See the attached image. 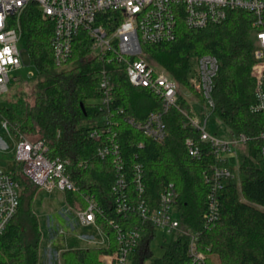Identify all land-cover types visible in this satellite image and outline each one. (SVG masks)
Instances as JSON below:
<instances>
[{"label": "trees", "instance_id": "1", "mask_svg": "<svg viewBox=\"0 0 264 264\" xmlns=\"http://www.w3.org/2000/svg\"><path fill=\"white\" fill-rule=\"evenodd\" d=\"M113 14L104 13L103 16ZM252 16L231 10L223 22L201 29L186 27L178 18L174 40L158 44L141 42L148 61L157 63L176 80L179 86L178 105L187 108L184 95L191 91L187 80L191 57L212 54L219 61L213 81L212 114L233 134H244L246 144L238 149L235 165L239 179L227 181L218 191V220L203 228L201 215L206 207L209 183L203 172L210 173L219 162L207 142L199 140L198 130L184 125L185 117L171 107L163 115L166 137L154 141L130 126L124 115L143 120L151 111L160 109V99L143 87L132 86L124 65L93 55L85 46L86 37L79 33L73 41L68 65L56 68L50 44L53 22L42 17L36 3H30L21 15L22 39L29 60L37 72L30 94L15 93L6 105L0 106V119H5L15 138L42 140L47 155L68 160L64 172L74 184L66 189L64 200L73 208L84 207L83 194L91 195L101 209L96 223L109 240L107 246L67 248L60 253L61 264H102L99 254L116 247L115 229L108 223L124 228L137 227L141 232L138 248L132 255L133 264H185L188 236L174 233L161 256H153L149 243L156 234L135 210L116 213V196L111 190L115 174L110 158L97 156L98 143L88 136L94 122L102 115L97 82L103 66L112 69L114 84L111 115L118 121V141L127 173V194L131 201L140 198L149 212L158 206L159 193L172 182L177 191L175 208L180 227L197 231L198 247L210 264H264V164L260 155L262 140L258 137L264 117L252 111L254 78L251 75L253 29ZM25 85L27 83H24ZM199 99L201 94L194 93ZM83 106V108L81 107ZM122 109V112H119ZM191 138L199 146V158L191 157L185 140ZM142 146L138 147V143ZM143 166L144 192L138 196L130 177V166ZM230 165V164H229ZM19 184V206L4 233L0 236V264H39L41 231L32 211V201L39 187L16 162L10 171Z\"/></svg>", "mask_w": 264, "mask_h": 264}, {"label": "built area", "instance_id": "2", "mask_svg": "<svg viewBox=\"0 0 264 264\" xmlns=\"http://www.w3.org/2000/svg\"><path fill=\"white\" fill-rule=\"evenodd\" d=\"M32 2L36 3L43 18L53 22L50 44L56 68L68 65L73 53L74 38L83 33L86 37L85 46L91 54L105 58L108 64L117 62L124 65V72L132 86L143 87L160 99V109L149 112L143 120L124 115V120L130 126L154 141H163L166 137L163 115L171 107L178 108L185 117L184 125L198 130L199 140L209 143L216 159L222 163L227 162L226 165H215L210 173L203 172L210 189L201 220L203 228H210L219 218L218 191L227 181L239 179L231 166L236 163L238 149L248 139L242 133L220 137L207 130V119L214 108L213 81L219 68L216 56L201 54L191 57L187 80L192 89L184 92L188 107L181 108L178 105V83L164 68L146 59L141 42L158 44L174 40L178 18L181 16L186 27L201 29L223 22L231 10L249 13L253 29L251 75L254 78L255 100L252 111L264 117V0H0V94L8 92L10 84H24V78L37 74L36 70L25 73V77L22 74L27 64L18 45L22 40L21 15ZM107 12L113 14L102 17ZM97 90L102 115L95 120V126L88 136L98 143L97 156L101 159L110 158L113 163L115 178L111 190L116 196V213L135 210L156 231L161 229L171 236L176 232L186 234L188 243L185 264H210L206 253L198 247V232L180 227L175 208L177 191L172 182L160 191L158 206L153 211L149 212L141 198L136 202L130 200L127 194V169L122 160L116 130L118 121L110 114L114 93L112 69L102 67ZM195 92L201 94L202 99L197 97L194 100L202 102L208 113L195 108L193 101L188 99ZM0 128L12 136L5 119H0ZM258 137L263 142L260 155L264 164V125ZM142 145V142L138 143V147ZM185 145L191 157L199 158L201 151L193 139L187 138ZM46 152L47 146L42 140L16 138L15 160L21 164L24 175L39 189L47 192L74 189V184L64 172L68 160L49 157ZM130 177L138 196H141L144 183L140 162L130 166ZM83 198L84 207L68 208L73 211L81 226L93 228L95 234L80 236L87 240H97L96 234H102L105 243L101 246H107L108 237L96 223V214L101 213V209L91 195L83 194ZM18 206L19 184L10 171L0 168V236L16 214ZM108 223L115 229L116 247L112 251L100 253V261L102 264H133L132 255L139 246L140 230L137 227L118 226L112 220H108ZM48 256L47 264H52V253L49 252Z\"/></svg>", "mask_w": 264, "mask_h": 264}, {"label": "rangeland", "instance_id": "3", "mask_svg": "<svg viewBox=\"0 0 264 264\" xmlns=\"http://www.w3.org/2000/svg\"><path fill=\"white\" fill-rule=\"evenodd\" d=\"M18 45L22 49V58L27 64L23 68L22 74L24 75L30 71L35 72V67L30 63L31 61L29 60L23 39L18 42ZM24 80L27 83L26 85L12 83L8 92L0 94V106L6 105L16 92L21 93L24 91V94H30L36 82V75L26 77ZM195 98H197L195 94L188 97L189 100L193 101L192 105L195 108L203 111L205 114L208 113L203 103L198 100L195 101ZM206 127L211 134L220 137H228L231 133L227 126L213 114H209ZM15 143L16 138L0 128V168L3 170L11 171L15 167ZM32 211L38 218L39 229L41 231L38 249L39 264H47L49 252L52 253V264H61L60 253L64 249L100 246L105 243L102 234H96L97 240H87L80 236V234H95V231L93 228L83 227L78 223L73 211L68 208L64 200L63 192L60 190L47 192L39 189L32 201ZM170 238L171 234L161 229L156 231L154 238L149 243V249L153 256H161L163 254L164 247ZM149 262L150 258H145L144 264H148Z\"/></svg>", "mask_w": 264, "mask_h": 264}, {"label": "water", "instance_id": "4", "mask_svg": "<svg viewBox=\"0 0 264 264\" xmlns=\"http://www.w3.org/2000/svg\"><path fill=\"white\" fill-rule=\"evenodd\" d=\"M81 107L83 108V106L81 105Z\"/></svg>", "mask_w": 264, "mask_h": 264}]
</instances>
